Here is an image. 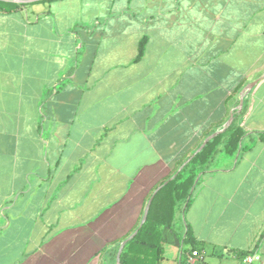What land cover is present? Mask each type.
I'll return each instance as SVG.
<instances>
[{
  "label": "crops",
  "instance_id": "obj_1",
  "mask_svg": "<svg viewBox=\"0 0 264 264\" xmlns=\"http://www.w3.org/2000/svg\"><path fill=\"white\" fill-rule=\"evenodd\" d=\"M0 2V264H118L154 191L235 114L242 149L185 219L197 264H264V0Z\"/></svg>",
  "mask_w": 264,
  "mask_h": 264
},
{
  "label": "trees",
  "instance_id": "obj_2",
  "mask_svg": "<svg viewBox=\"0 0 264 264\" xmlns=\"http://www.w3.org/2000/svg\"><path fill=\"white\" fill-rule=\"evenodd\" d=\"M1 3V2H0ZM146 37L141 39L136 60L142 58L145 52ZM244 111L242 109L241 113ZM245 130L238 122L235 114L227 129L212 138L177 174L170 179L154 196L146 222L139 228L137 234L123 248L120 264H162L164 239L163 232L168 226H173L176 211L182 204L183 221L186 223L183 242H189L191 250L199 246L185 216L192 202L194 192L203 174L212 167L215 157L225 151L234 154L242 149V138ZM264 139V135H263ZM222 145V147H221ZM178 171V169H177ZM176 171V172H177ZM119 244L110 250L113 261L117 260ZM249 251H238V259L243 258ZM180 264H184L180 261Z\"/></svg>",
  "mask_w": 264,
  "mask_h": 264
},
{
  "label": "rangeland",
  "instance_id": "obj_3",
  "mask_svg": "<svg viewBox=\"0 0 264 264\" xmlns=\"http://www.w3.org/2000/svg\"><path fill=\"white\" fill-rule=\"evenodd\" d=\"M228 153L225 151H222L219 155V158L217 162L213 163L212 166H222L226 163L228 158ZM182 204H179L176 211V219L174 225L171 227V236H170V242L166 241L164 242V256L165 260L162 264H180V258L183 257V262L186 264V261L184 260V254L182 253V250H188L191 248L189 245V242H183V223H182ZM175 239H178V245L175 243ZM223 260H219L217 257L209 254L206 258L205 264H222ZM225 263V262H224Z\"/></svg>",
  "mask_w": 264,
  "mask_h": 264
},
{
  "label": "water",
  "instance_id": "obj_4",
  "mask_svg": "<svg viewBox=\"0 0 264 264\" xmlns=\"http://www.w3.org/2000/svg\"><path fill=\"white\" fill-rule=\"evenodd\" d=\"M258 82V79L257 80H254L252 82H250L247 87H245L243 89V91L241 92V95H240V105L242 106L243 105V101H244V97L246 95V93L249 91V89L251 87H253L256 83ZM233 118V115L231 116V119ZM224 130V129H223ZM223 130H219V131H215L214 133H212L211 135H209L205 140L204 142L201 144V146L193 153V155L191 157H189V159L187 161H185L181 166L180 168L178 169V171L171 177L174 178L176 176V174L198 153L200 152L204 147L205 145L214 137H216L217 135H219ZM170 180V179H169ZM165 181L162 185H160L155 191L154 193L152 194V196L150 197L149 201L147 202V205L145 207V210H144V214H143V218H142V221L139 225V227L129 236L127 237L125 240L122 241V243L120 244V247L118 249V253H117V262L118 264H120V257H121V253L123 251V248L124 246L126 245V243L131 240L138 232L139 228L146 222L147 220V217H148V213H149V209H150V206H151V203H152V200L155 196V194L165 185L168 183V181Z\"/></svg>",
  "mask_w": 264,
  "mask_h": 264
},
{
  "label": "built area",
  "instance_id": "obj_5",
  "mask_svg": "<svg viewBox=\"0 0 264 264\" xmlns=\"http://www.w3.org/2000/svg\"><path fill=\"white\" fill-rule=\"evenodd\" d=\"M185 256L186 264H197L199 261H203L204 253L199 249H193L190 252L182 251ZM262 256L257 250L248 252L242 258V264H261Z\"/></svg>",
  "mask_w": 264,
  "mask_h": 264
}]
</instances>
